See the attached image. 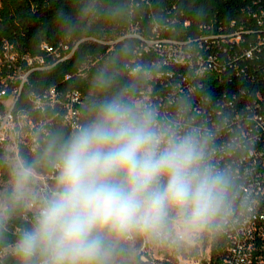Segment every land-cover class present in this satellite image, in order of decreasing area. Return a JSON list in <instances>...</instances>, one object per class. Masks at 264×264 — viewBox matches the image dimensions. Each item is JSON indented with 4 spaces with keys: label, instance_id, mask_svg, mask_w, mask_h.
I'll return each instance as SVG.
<instances>
[{
    "label": "trees",
    "instance_id": "16d2710c",
    "mask_svg": "<svg viewBox=\"0 0 264 264\" xmlns=\"http://www.w3.org/2000/svg\"><path fill=\"white\" fill-rule=\"evenodd\" d=\"M129 26L139 37L112 49L84 42L67 56L70 39L104 31L109 39ZM150 40L177 43L182 51L169 57ZM92 52L110 66L84 67ZM120 92L154 109L162 123L200 128L211 137V162L231 171L233 213L202 234L211 244L210 264H232L237 242L239 251L251 245L249 264H264V0H0V115L15 95L22 162L56 175L47 163L56 147L91 118L96 102ZM0 174L9 175L2 142ZM31 222L26 206L5 217L0 249L15 244ZM237 225L244 228L239 236ZM119 254L127 259L123 245ZM0 264H19L17 255ZM131 264L147 263L138 256Z\"/></svg>",
    "mask_w": 264,
    "mask_h": 264
},
{
    "label": "clouds",
    "instance_id": "9594fccd",
    "mask_svg": "<svg viewBox=\"0 0 264 264\" xmlns=\"http://www.w3.org/2000/svg\"><path fill=\"white\" fill-rule=\"evenodd\" d=\"M210 141L198 127L160 122L125 92L100 99L47 161L53 184L20 162L0 192V222L31 205L19 264H118L129 238L175 243L218 229L234 210L232 173L211 162Z\"/></svg>",
    "mask_w": 264,
    "mask_h": 264
},
{
    "label": "built area",
    "instance_id": "2783aa9c",
    "mask_svg": "<svg viewBox=\"0 0 264 264\" xmlns=\"http://www.w3.org/2000/svg\"><path fill=\"white\" fill-rule=\"evenodd\" d=\"M151 41V40H150ZM149 41V42H150ZM158 43H169L171 44L175 50H173L174 54H170L165 52L159 48V51L162 53L167 54L169 57H175L177 54L181 53L182 48L177 43H171L168 41H160L154 40ZM149 42L147 44H149ZM150 46V44H149ZM161 46V45H160ZM151 47V46H150ZM68 49V46H65ZM75 47L73 46L72 50L68 53L67 56H71L74 52ZM205 65H203L204 67ZM23 79L26 78V75L22 76ZM4 94L5 91H2ZM12 98V105L10 107L7 106V110L5 113L0 115V142L4 143L7 150L9 149V144L15 146L17 154L18 153V144L16 142V124L17 118L15 113L13 112V106L15 104V95L9 96L5 100V103L8 99ZM77 98V95H75ZM75 111L70 110V115H72ZM78 126V124H76ZM246 193L251 192L250 187H244ZM248 211H252L251 208H247ZM243 225L247 223V220L242 216ZM244 228L242 225H237L235 228L236 236H239L240 232L243 231ZM128 243H139V257L140 259L147 263V264H165V260L173 259L177 264H206L204 262L207 261V264H210L211 259V244L206 242L203 238L202 234L193 238H181L179 241L175 243H159L149 238H140V237H132L127 240ZM238 246H233L232 250L237 254L236 258L234 259L232 264H249V254H250V247L247 249H243L239 251V244ZM155 247L159 249V252L162 254L161 257L157 256L154 252Z\"/></svg>",
    "mask_w": 264,
    "mask_h": 264
},
{
    "label": "rangeland",
    "instance_id": "374dc122",
    "mask_svg": "<svg viewBox=\"0 0 264 264\" xmlns=\"http://www.w3.org/2000/svg\"><path fill=\"white\" fill-rule=\"evenodd\" d=\"M90 17H91V23L92 20L94 19V12L93 10H90L89 13ZM136 28L133 26H129L127 28V30L123 33L120 34H116L113 33L112 37L113 38H105L104 36H108V32L104 31L103 32V36H101L100 38H98L97 36H90V35H84L79 39H70V42L72 43L71 45H73L75 47L74 51L77 49V47L84 43V42H88V41H92V42H97L100 44H104L107 46H110L112 49L114 47V45L118 42H122L124 40H126L127 38L130 37H139L140 34H138L136 32ZM151 48L156 47L159 48L165 52L170 53L171 55L174 54L175 50L174 47L169 43H158L157 41L151 40L149 42ZM161 45V46H160ZM109 49V50H110ZM174 50V52H173ZM91 52V51H90ZM97 64H102L103 66H110L109 60L107 58H102V57H96V55L92 52L89 54V57L86 59V61L84 62V67H89V66H95ZM6 104L8 107H10L12 105V98L8 99L6 101ZM8 159H9V174L12 170V168L14 167L15 164L22 162V159L20 158V156L17 154L16 148L15 146L9 144V149H8ZM8 177L9 175L5 176L3 174H0V192H3L4 189L7 188V184H8ZM37 180L44 185L45 187L50 186L51 184L54 183L55 181V175L48 177V176H43L41 174H37ZM26 208L29 209L31 211V205H26ZM14 246L15 244L9 245L3 249H0V261H4L8 256L10 255H14L15 250H14ZM139 243H128L127 241L124 242L123 244V253H125V255H127V259L126 260H122V254H119L118 256V264H124L125 262L131 264L134 263L136 261V259L139 256ZM155 254L159 257L162 256V254L159 252V249H157V247H155L154 250Z\"/></svg>",
    "mask_w": 264,
    "mask_h": 264
},
{
    "label": "water",
    "instance_id": "95a60500",
    "mask_svg": "<svg viewBox=\"0 0 264 264\" xmlns=\"http://www.w3.org/2000/svg\"><path fill=\"white\" fill-rule=\"evenodd\" d=\"M204 262L207 264V261L204 260Z\"/></svg>",
    "mask_w": 264,
    "mask_h": 264
}]
</instances>
